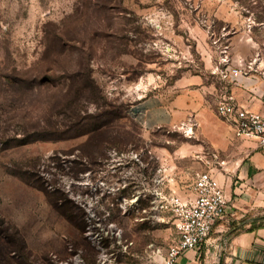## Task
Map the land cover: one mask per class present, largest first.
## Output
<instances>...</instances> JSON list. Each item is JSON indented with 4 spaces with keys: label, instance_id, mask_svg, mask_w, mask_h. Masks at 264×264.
I'll return each instance as SVG.
<instances>
[{
    "label": "rangeland",
    "instance_id": "obj_1",
    "mask_svg": "<svg viewBox=\"0 0 264 264\" xmlns=\"http://www.w3.org/2000/svg\"><path fill=\"white\" fill-rule=\"evenodd\" d=\"M225 47L264 70V0H0V264H161L211 144L131 105Z\"/></svg>",
    "mask_w": 264,
    "mask_h": 264
},
{
    "label": "crops",
    "instance_id": "obj_2",
    "mask_svg": "<svg viewBox=\"0 0 264 264\" xmlns=\"http://www.w3.org/2000/svg\"><path fill=\"white\" fill-rule=\"evenodd\" d=\"M236 47L246 50L242 42ZM214 65L211 62L206 70L182 73L163 90L141 96L131 105L130 114L147 130L177 128L193 118L195 132L204 134L211 151L227 160L224 170L216 169L230 199L227 212L208 241L199 249L187 250L178 264L216 263L213 244L217 255L219 248L225 250L224 264H264V145L255 138L238 137L218 114L225 89L243 107L264 112V70L224 82L213 72Z\"/></svg>",
    "mask_w": 264,
    "mask_h": 264
},
{
    "label": "built area",
    "instance_id": "obj_3",
    "mask_svg": "<svg viewBox=\"0 0 264 264\" xmlns=\"http://www.w3.org/2000/svg\"><path fill=\"white\" fill-rule=\"evenodd\" d=\"M255 62L249 65L244 59H239L233 64L229 47L222 49L221 59L214 69L221 81L229 82L231 77L249 75ZM264 103V92L262 95ZM218 112L220 116L232 125L238 137L258 139L264 145V112L253 111L243 107L235 95L225 89L218 101ZM196 121L190 118L184 122L179 129L187 135L195 132ZM203 162L205 170L196 175L194 189L195 195L184 198L180 195H172L170 204L176 218V226L179 239L172 244L161 264H178L179 258L190 249H199L208 241L215 225L227 212L230 199L225 187L220 182L216 169L224 170L227 160L217 151L204 153ZM73 250V246L69 247ZM77 254L73 259H60L56 254L53 258L56 264H81L83 259Z\"/></svg>",
    "mask_w": 264,
    "mask_h": 264
},
{
    "label": "bare ground",
    "instance_id": "obj_4",
    "mask_svg": "<svg viewBox=\"0 0 264 264\" xmlns=\"http://www.w3.org/2000/svg\"><path fill=\"white\" fill-rule=\"evenodd\" d=\"M137 199H135L133 202H136Z\"/></svg>",
    "mask_w": 264,
    "mask_h": 264
},
{
    "label": "water",
    "instance_id": "obj_5",
    "mask_svg": "<svg viewBox=\"0 0 264 264\" xmlns=\"http://www.w3.org/2000/svg\"><path fill=\"white\" fill-rule=\"evenodd\" d=\"M217 264H219V262H217Z\"/></svg>",
    "mask_w": 264,
    "mask_h": 264
}]
</instances>
